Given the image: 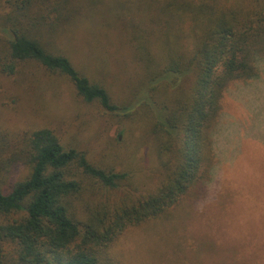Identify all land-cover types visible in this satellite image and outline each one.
Segmentation results:
<instances>
[{"label":"trees","instance_id":"1","mask_svg":"<svg viewBox=\"0 0 264 264\" xmlns=\"http://www.w3.org/2000/svg\"><path fill=\"white\" fill-rule=\"evenodd\" d=\"M6 1L18 15L6 27L0 71L26 75L37 66L139 134L123 149H132L123 165L114 162L117 155L94 159L50 126L13 141L0 132V264H129L120 245L133 236L155 239L137 264H262L253 250L217 255L212 242L198 255L186 251L179 230L207 196L227 91L259 76L264 0H148L151 40L133 45L140 65L121 98L58 46L84 0ZM37 6L32 16L21 12Z\"/></svg>","mask_w":264,"mask_h":264},{"label":"rangeland","instance_id":"2","mask_svg":"<svg viewBox=\"0 0 264 264\" xmlns=\"http://www.w3.org/2000/svg\"><path fill=\"white\" fill-rule=\"evenodd\" d=\"M62 1L66 4L72 0ZM38 7H24L21 12L29 11L32 16ZM80 9L78 22L72 20L66 26L58 46L71 54L78 67L87 65L103 77L121 98L129 93L126 87L130 76L140 65L133 60V45L151 40L149 2L84 0ZM17 15L13 3L0 0V47L10 36L6 29L9 18ZM94 54L100 63L95 62ZM259 66L257 78L236 83L226 93L222 116L214 128L218 161L207 183V196L193 207L192 217L179 230V242L186 251L196 248L194 254H199L204 243L212 242L217 255L224 258L229 259L236 249H245L256 252L264 264V58ZM29 71L16 76L0 71V132L8 133L10 141L25 130L50 126L63 141L81 143L94 159L108 162L107 153L117 155L113 159L116 164L122 160L124 165L129 160L132 149L128 154L122 151L134 143L137 127L130 131L124 118L85 105L66 80L37 66ZM120 130L127 134L117 144L114 138ZM154 240L134 236L125 239L120 246L127 262L137 264V256L144 254L145 245L154 246ZM173 240L178 242L177 238Z\"/></svg>","mask_w":264,"mask_h":264}]
</instances>
